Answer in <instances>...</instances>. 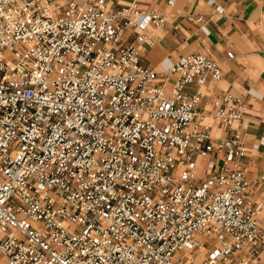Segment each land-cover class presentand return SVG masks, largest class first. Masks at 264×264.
<instances>
[{
  "label": "built area",
  "instance_id": "built-area-1",
  "mask_svg": "<svg viewBox=\"0 0 264 264\" xmlns=\"http://www.w3.org/2000/svg\"><path fill=\"white\" fill-rule=\"evenodd\" d=\"M143 1L0 0V264H260L243 97L201 52L144 64Z\"/></svg>",
  "mask_w": 264,
  "mask_h": 264
},
{
  "label": "crops",
  "instance_id": "crops-1",
  "mask_svg": "<svg viewBox=\"0 0 264 264\" xmlns=\"http://www.w3.org/2000/svg\"><path fill=\"white\" fill-rule=\"evenodd\" d=\"M129 1L109 0L113 6ZM140 6L156 9L166 18L164 26L151 28V42L140 47L144 64L161 70L181 54L201 52L216 59L222 72L207 88L243 97L242 127L249 148L241 166L248 176L259 178L264 174V0H144ZM198 15L202 16L199 21L194 18ZM209 122L213 133L225 134L218 121ZM261 140L258 148L252 147ZM253 191L263 196L264 182ZM259 259L264 264V249Z\"/></svg>",
  "mask_w": 264,
  "mask_h": 264
},
{
  "label": "rangeland",
  "instance_id": "rangeland-1",
  "mask_svg": "<svg viewBox=\"0 0 264 264\" xmlns=\"http://www.w3.org/2000/svg\"><path fill=\"white\" fill-rule=\"evenodd\" d=\"M203 169H204V160L202 161V163H201V165H200V167H199L197 173H198L199 175H201V174L203 173Z\"/></svg>",
  "mask_w": 264,
  "mask_h": 264
}]
</instances>
